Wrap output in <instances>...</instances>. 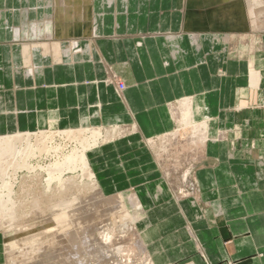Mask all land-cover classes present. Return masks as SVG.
Segmentation results:
<instances>
[{
    "label": "crops",
    "instance_id": "crops-1",
    "mask_svg": "<svg viewBox=\"0 0 264 264\" xmlns=\"http://www.w3.org/2000/svg\"><path fill=\"white\" fill-rule=\"evenodd\" d=\"M81 1L0 0V133L46 129L51 113L61 129L86 120L97 128L113 120L137 125L139 132L100 143L89 163L109 192L137 186L141 236L154 264H264V160H244L231 140L237 131L222 125L235 122L246 106L239 90L254 88L251 48L243 42L249 36L245 0ZM263 34L256 35L255 53L264 79ZM233 38L241 41L236 47ZM212 73L215 85L207 79ZM111 74L124 83L121 96L107 82ZM194 93L209 102L207 113L215 118L207 157L194 168L197 193H156L164 169L155 152L161 138L178 129L169 106ZM219 126L228 135L223 143L215 140ZM258 131L264 136L263 128ZM253 143L249 152L260 157L264 140ZM96 168L109 170L99 176ZM1 255L0 248L5 264Z\"/></svg>",
    "mask_w": 264,
    "mask_h": 264
},
{
    "label": "bare ground",
    "instance_id": "bare-ground-1",
    "mask_svg": "<svg viewBox=\"0 0 264 264\" xmlns=\"http://www.w3.org/2000/svg\"><path fill=\"white\" fill-rule=\"evenodd\" d=\"M76 2L80 3L79 0ZM244 2L242 9L249 24V36H244L243 42L248 41L251 48L247 63L249 85L259 88L263 73L256 68L261 59L255 50L260 47V38L256 35L258 31H264V0ZM83 6L77 5L78 12L83 11ZM237 40L233 38L232 47L241 43ZM120 81L115 74L107 79L121 96L125 86L123 84V88H119ZM200 96L202 94L186 97L169 106L172 119L180 127L166 133L161 138L160 150L155 152L164 169L156 193L168 192L177 198L194 195L190 193L195 180L194 167L207 157L204 152L212 144V120L215 119L209 116ZM201 112H208L207 116L197 120L196 115ZM55 121L54 114H49L47 123L53 127ZM93 123V120H86L77 127L59 132L38 130L0 137V231L5 232L0 234V238L3 243L1 257L5 264H154L141 236L140 219L144 215V206L139 193L133 189L132 193L126 190L106 195L88 160V153L100 143L139 132V127L115 120L98 128ZM217 128L215 140L223 143L228 138L227 132L221 126ZM57 138L60 143H57ZM45 159L49 162L43 164ZM24 172L36 177L45 174L44 192L49 194L43 206L39 200H34L30 205L32 210L27 214L21 212L24 207L14 197L15 190L23 184L20 174ZM76 173H81V177L91 183L92 191L88 198L79 197L82 186L76 178L66 177ZM52 189L60 196L57 197ZM64 194L66 196L62 197ZM48 212L52 218L46 223ZM32 216L43 220L47 240L37 235L36 226L30 223ZM114 233L116 241L111 247ZM190 233L196 239L193 230L190 229Z\"/></svg>",
    "mask_w": 264,
    "mask_h": 264
},
{
    "label": "rangeland",
    "instance_id": "rangeland-1",
    "mask_svg": "<svg viewBox=\"0 0 264 264\" xmlns=\"http://www.w3.org/2000/svg\"><path fill=\"white\" fill-rule=\"evenodd\" d=\"M257 66H256V68H257ZM222 73H225V70L224 69L223 70H220L219 72H217L216 75L217 76H220ZM177 75L178 74H176L175 77H177ZM210 76H209V74H207V79H208L209 83H211L210 80H213L212 81V84H214V78H216L215 77V73H212V76L211 77ZM241 81L242 82L243 81L245 82L246 81L245 80V77ZM123 84L124 83L122 81L118 82V87L119 88H123ZM241 85L243 86L244 83L241 84ZM245 90L246 91H244L243 93H241V89L239 90V102L245 103L246 106L240 112V114L238 116V119L235 120V122L234 121H231V120L230 121L224 120V122H223L222 125L225 128L228 127L230 129L231 128L234 129V133L237 131L238 136L237 137H234V138H231V140H234L235 141L233 144H235V147L238 150L239 154H242L241 156L244 157V160L245 159H250L251 161H255V160L256 161L257 160L263 161L264 160V153L262 155H260V157H258L255 154V152L250 153L249 151L255 150V147H254L255 145H254L253 141H255V140L256 141L264 140V136H262V134H260V131H258V128H263L264 129V88H258L256 90L254 88L248 89L246 87ZM202 92H206V91L203 90ZM197 93H199V92H197ZM197 93L191 94L189 96L200 95V94H197ZM186 97H188V96H186ZM179 99H176L175 101L177 102V100H179ZM211 100H212V102L214 101L213 98ZM206 103H207V105L205 104L206 105V109L209 112V114L212 115L209 102L207 101ZM227 117L230 118L231 117V113H228V116ZM44 126H47V128L46 129H41L43 131H45V130L48 131V130L51 129L53 131H56V132L58 131L59 132L60 130H62L61 128H57L56 127L57 125H54L53 127H51L49 125V123H47V125H44ZM177 126H178V129L177 130H179V127L180 126L179 125H177ZM247 128L254 129V130L249 131V135L248 136L245 135ZM36 131H38V130H36ZM36 131H33V132H36ZM13 133H14V131H8V130H6L4 132H1L0 135H11ZM234 136H236V135H234ZM118 140H120V139H118ZM128 140L129 139H123L121 142L129 143L130 141H128ZM56 141H57V143H60L61 142L59 138H57ZM154 141H155L156 144H158V139H155ZM132 142H134V144H137L136 142H138V141H137L136 138H134V139H132ZM145 144H146V142H145ZM101 146H103V145H100L99 148ZM257 146H259V145H257ZM261 148H262V150H264V147H261ZM90 154L91 153H89V156H88L89 157V161H90ZM153 159H155V158L153 157ZM240 159H242V158H240ZM47 162H49V159L48 160L45 159L44 161H42L43 164L44 163L46 164ZM132 164H134V163H132ZM90 165H91V162H90ZM91 167H92V165H91ZM195 167L198 168L199 165H196ZM96 169H97V172H98V175L99 176H101L103 174V172H107L109 170V168H108V170H104L102 168H96ZM93 170L96 173V171H95L94 168H93ZM133 170H135L134 171L135 172L134 175L139 171L136 168H134ZM95 175H96V179H97L99 185L102 187V189H103V191L105 192L106 195L114 194V193L121 192V191H125V190L130 191L132 193V192H134V190L137 189V188H135V187H137V186H135V184H131V185L130 184H121L120 187L121 188H124V189H121V190H118L117 189V191L109 192L99 182V178L97 176V173ZM66 177H72V178H76L78 180L77 182H79L80 185L82 186L81 191L78 193V195H79L80 198H84V197L85 198H88L90 196L91 191H92L91 190L92 189L91 188V183L87 180V178L81 177V173L67 174ZM136 178L137 179H135L134 181H139L140 180L139 177H136ZM161 178H162V175H161ZM45 179H46V176L43 173H41L37 177L34 176V175H31V174H28L26 172L20 174V181H22L23 184L20 185V188H18V189L15 190V196L14 197L17 199V202H19L20 204L23 205L24 208L21 210L22 213L27 214L28 212H31L32 209L30 208V205H31V203L34 200H39L41 206H43V205H45L47 203V198H49V194H46L44 192L43 182L45 181ZM158 184H160V182H157L154 185H158ZM193 184L194 183H192V186H191V188H192L191 189V192H190L191 194L197 193V189H196V187ZM111 187L114 188V186H111ZM128 189H131V190H128ZM52 191H54V193H55V195L57 197L60 196L58 194V191H55L54 189H52ZM112 191H113V189H112ZM137 192L139 193L138 190H137ZM65 196L66 195L64 194L62 197H65ZM49 218L50 219L52 218L51 212H48L46 214V217H45L46 223L48 222ZM30 223L32 225H35L36 226V230H37V235L38 236H41L43 239H46V240L48 239L46 225L43 224V220L42 219H40L39 217H36V216H32L30 218ZM2 233H5V232H3V230H2V231H0V234H2ZM114 237H116V233L113 234V238H112L113 240H112V242H110V246L111 247H113V245L115 244V241H116V239H114ZM224 243L229 244L230 243V240H228L226 242L224 241ZM0 245H1L0 248H1V252H2L3 251V243H2V240L0 242ZM43 252L44 251H42L41 253L43 254ZM241 254H245V253H241ZM200 256H201V259L205 260V257L202 254H200ZM242 256H244V255H242ZM14 262L17 263L18 261L15 260ZM185 264H193V263H185Z\"/></svg>",
    "mask_w": 264,
    "mask_h": 264
}]
</instances>
